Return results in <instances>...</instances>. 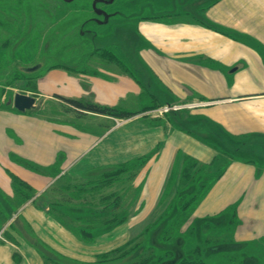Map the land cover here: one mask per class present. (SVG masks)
I'll return each instance as SVG.
<instances>
[{
	"label": "rangeland",
	"instance_id": "obj_1",
	"mask_svg": "<svg viewBox=\"0 0 264 264\" xmlns=\"http://www.w3.org/2000/svg\"><path fill=\"white\" fill-rule=\"evenodd\" d=\"M209 1L199 0V5ZM113 2L0 0V113L20 114L13 104L20 93L37 99V107L26 112L32 120L58 123L60 119H97L101 114L75 110L65 101L83 99L78 101L118 107L127 113L125 118L110 117L111 124L136 116L164 125L168 122L171 126L164 127L171 133V141L126 166L96 169L72 179L62 176L59 162L65 159L63 153H58V163L50 167L36 164L38 169L32 168L33 161L19 156H37L34 152L41 150L39 142L44 140L41 135L46 140L59 138L56 126H29L35 132L26 137L19 132L25 143L13 150L3 144L7 131H1L4 126H0V236H5L19 210L15 189L18 182L32 188L28 202L48 208L73 231L99 235L116 224L112 222L114 214L117 221L125 219L131 226L134 245L126 257L117 256L104 264H134L150 251L162 256L163 261L173 253L175 259L207 264H264V233L259 228V234L252 229L254 236L246 235L250 229L246 225L263 221V212L258 210L262 198L247 188L250 195L228 193L233 182L253 184L264 178V145L253 141L244 144L242 138L236 142L226 140L216 126H208L209 121L193 110H179L189 103L183 104L171 94L150 67L144 69L153 75L152 82L142 68L135 69L128 63L148 54L181 63L201 58L169 56L136 30L139 21L183 23L193 18L181 15L184 11L179 2L176 12L170 1L156 5L154 0H116L112 6ZM154 15L160 17H147ZM198 17L204 19L201 14ZM204 60L210 63V59ZM120 61H125L126 67ZM38 66L40 69L33 73L26 72ZM123 77L136 80L139 93L129 90ZM90 97L94 102L84 100ZM96 97L104 104H98ZM112 104L116 106H109ZM166 108L177 110L167 112ZM10 163L40 178H21L8 167ZM253 174L254 181L250 182L248 175ZM219 186L228 190L223 194L216 190ZM189 202V208L181 211ZM206 203L217 209L200 212ZM248 205L250 210L244 209ZM179 212L187 213L185 222L178 221ZM176 221L183 223L176 228V236L163 241V235ZM101 223L102 227L92 226Z\"/></svg>",
	"mask_w": 264,
	"mask_h": 264
},
{
	"label": "crops",
	"instance_id": "obj_2",
	"mask_svg": "<svg viewBox=\"0 0 264 264\" xmlns=\"http://www.w3.org/2000/svg\"><path fill=\"white\" fill-rule=\"evenodd\" d=\"M169 1L174 12L177 5L180 7L177 3H181V10L184 11L181 15H189L192 21H139L136 23L138 35L169 56L201 58L181 63L148 54L146 58L128 61L129 65L135 69L142 68L143 74H147L152 82L153 75L150 76L144 69L150 67V72L164 83L171 94L183 104L189 103L179 110H193L209 121L208 126H216L217 132L222 133L226 140L232 142L242 138L243 142L264 145V0H210L211 3L202 6L199 0H154L156 5ZM200 14L204 19L198 17ZM204 58L210 59V63ZM121 65L126 67L125 61ZM137 77L143 82L139 73ZM122 79L129 90L139 93L136 80ZM99 98L95 99L98 104H104L99 103ZM84 100L94 102L91 97ZM31 117L27 113H0V126H4L1 131H7L3 144L13 150L25 143L19 132L24 137L35 132L29 126H56L59 138L46 140V136L41 135L44 140L39 142L41 150L34 152L38 153L37 156L23 153L19 156L37 165L50 167L58 163V153H63L65 159L59 162L62 163V176L72 179L96 169L143 158L171 141V133L164 127L171 126L168 122L167 125L151 122L143 116L115 124H111L112 119L104 115H97L98 118H91V121L60 119L58 123L38 122ZM8 167L21 178H31L32 175L33 178H40L30 171L21 172L11 163ZM249 179L253 182L254 174L251 177L248 175ZM225 183L221 181V185ZM223 186L216 190L221 193L227 191ZM246 188L262 198V207L258 210L264 216V178L253 184L248 181L233 182L229 186V196L250 195ZM212 209H217L216 205L206 203L199 211L206 213ZM244 209L250 210V205ZM15 216L5 236H0V264H46V258L68 264H93L98 256L128 243L132 233L130 224L125 223L94 242L83 241L59 222L48 208L34 202L23 205ZM262 220V223L246 225L250 228L246 230V235L253 237L252 229L259 234V228L260 233H264V218Z\"/></svg>",
	"mask_w": 264,
	"mask_h": 264
},
{
	"label": "trees",
	"instance_id": "obj_3",
	"mask_svg": "<svg viewBox=\"0 0 264 264\" xmlns=\"http://www.w3.org/2000/svg\"><path fill=\"white\" fill-rule=\"evenodd\" d=\"M115 3H116V0H114L112 6H114ZM65 101L67 103H69L72 107H74L75 110L82 111V112L88 111V112H92V113H95V114L106 115V116H109V117H121V118H125L127 116L126 115L127 113H124V112L120 111V108H118V107H102V106H99V105H96V104L83 103L81 101L73 100V99H65ZM131 115H135V114H131ZM233 141L236 142V140H233ZM137 160H139V159L133 160L131 162H135ZM22 161H24V160L22 159ZM131 162H128V163L122 164V165H118V166H121V167L122 166H126V165L130 164ZM32 168L33 169H38L39 166H37L36 164H32ZM15 184H16V188L15 189L17 191V199H16V201L19 204V208H21L23 205H25L26 203H28V201H30L32 199V188L29 187L28 185L27 186L26 185L24 186L22 183H18V182H16ZM188 205H190V202L187 203V204H184V207L181 208V211H183L185 209H188L189 208ZM181 213L182 212H179V215L178 216L180 217V219L178 221H184V219H185L184 216H187V213L183 212L184 213L183 215ZM53 216L59 222H61L67 229H69L70 231H72L79 239H81L83 241H87V242H94L98 237H100L102 235H105V234H109V233L113 232L120 225H123V224L126 223V220L125 219H122V218L119 221H117L118 220L117 219L118 216H116V214H114V216H112L113 217V221L112 222L114 224L115 223L116 224L115 225L112 224V226L111 227H108L104 231V233H101L99 235H95V234L86 233V231H83V230L77 231V232L76 231H73L62 220H60L55 215H53ZM178 221L174 222L173 227H170L168 229V231L166 232V234L163 235V241H167L168 242L171 239H173L174 236H176L175 235L177 233L176 228L179 225L183 224V223H180ZM94 223H96V220L92 221V224H94ZM86 225H87V223H86ZM92 226L102 227L103 225L101 223L99 225H92ZM150 232H151V229L147 230L146 235H148V233H150ZM134 242H135V239L134 240L131 239L124 246L119 247V248H117V249H115V250H113L111 252L106 253V254H103V255L98 256L97 261L95 263H93V264H104L105 262H108V261L114 259L117 256L126 257V254L128 253V250L130 249V247L132 245H134ZM139 259H140V261L137 262V263H134V264H207L206 262H203V261H195L193 259H186V258L175 259V254H173V253L171 254V257H169V258H167V260L163 261V260H161L162 259V256L159 257L157 253L152 252V251L148 252V254H146L142 258L139 257ZM45 263L46 264H58L59 262H57L55 260H52V259H49V258H46V262Z\"/></svg>",
	"mask_w": 264,
	"mask_h": 264
},
{
	"label": "water",
	"instance_id": "obj_4",
	"mask_svg": "<svg viewBox=\"0 0 264 264\" xmlns=\"http://www.w3.org/2000/svg\"><path fill=\"white\" fill-rule=\"evenodd\" d=\"M40 69V67H34V68H28L26 69V72L28 73H33ZM14 108L19 112V113H26L30 110H33L37 107V99L35 97L25 95V94H16L14 98Z\"/></svg>",
	"mask_w": 264,
	"mask_h": 264
},
{
	"label": "built area",
	"instance_id": "obj_5",
	"mask_svg": "<svg viewBox=\"0 0 264 264\" xmlns=\"http://www.w3.org/2000/svg\"><path fill=\"white\" fill-rule=\"evenodd\" d=\"M169 110L171 111V110H176V109H175V108H166V109H165V111H167V112H168Z\"/></svg>",
	"mask_w": 264,
	"mask_h": 264
}]
</instances>
